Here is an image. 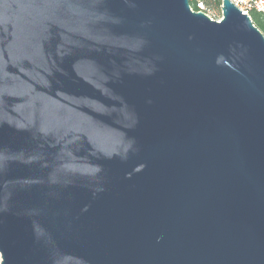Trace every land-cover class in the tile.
<instances>
[{
	"label": "water",
	"instance_id": "1",
	"mask_svg": "<svg viewBox=\"0 0 264 264\" xmlns=\"http://www.w3.org/2000/svg\"><path fill=\"white\" fill-rule=\"evenodd\" d=\"M221 12L0 0V264H264V35Z\"/></svg>",
	"mask_w": 264,
	"mask_h": 264
},
{
	"label": "built area",
	"instance_id": "2",
	"mask_svg": "<svg viewBox=\"0 0 264 264\" xmlns=\"http://www.w3.org/2000/svg\"><path fill=\"white\" fill-rule=\"evenodd\" d=\"M230 2L242 13L247 14L251 21L253 12L264 14V0H230ZM189 5L192 11L202 12L212 20L220 21L222 18V0H189Z\"/></svg>",
	"mask_w": 264,
	"mask_h": 264
},
{
	"label": "trees",
	"instance_id": "3",
	"mask_svg": "<svg viewBox=\"0 0 264 264\" xmlns=\"http://www.w3.org/2000/svg\"><path fill=\"white\" fill-rule=\"evenodd\" d=\"M252 23L262 32L264 35V14L253 12Z\"/></svg>",
	"mask_w": 264,
	"mask_h": 264
},
{
	"label": "rangeland",
	"instance_id": "4",
	"mask_svg": "<svg viewBox=\"0 0 264 264\" xmlns=\"http://www.w3.org/2000/svg\"><path fill=\"white\" fill-rule=\"evenodd\" d=\"M217 14H219L218 12H216ZM215 16V15H214Z\"/></svg>",
	"mask_w": 264,
	"mask_h": 264
}]
</instances>
